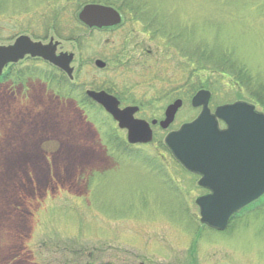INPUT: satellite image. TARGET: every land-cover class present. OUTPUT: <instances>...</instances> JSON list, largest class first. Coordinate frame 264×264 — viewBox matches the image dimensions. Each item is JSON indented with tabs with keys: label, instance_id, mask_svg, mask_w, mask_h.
<instances>
[{
	"label": "rangeland",
	"instance_id": "rangeland-1",
	"mask_svg": "<svg viewBox=\"0 0 264 264\" xmlns=\"http://www.w3.org/2000/svg\"><path fill=\"white\" fill-rule=\"evenodd\" d=\"M49 1L0 0V45L60 41L76 85V97L59 95L34 60L13 69L26 72L17 82H0V264H264V197L225 232L205 228V191L163 147L199 115L189 96L201 78L217 84L210 109L237 101L223 77L194 71L201 50L230 52L264 83V0H115L123 23L108 31L80 27L78 0H62L53 9L80 43L26 31L43 34ZM182 85L174 123L144 146H127L110 116L80 104L86 90H110L150 122Z\"/></svg>",
	"mask_w": 264,
	"mask_h": 264
},
{
	"label": "water",
	"instance_id": "water-1",
	"mask_svg": "<svg viewBox=\"0 0 264 264\" xmlns=\"http://www.w3.org/2000/svg\"><path fill=\"white\" fill-rule=\"evenodd\" d=\"M77 17L90 29L111 28L122 21L115 8L96 3L84 5ZM59 45L53 38L44 44L28 35L18 36L7 46L0 45V76L7 65L29 56L52 64L73 80L74 55L57 54ZM95 66L102 69L105 63L96 60ZM85 94L112 117L120 130H126L131 145L151 143L152 126L158 124L167 130L182 105L181 100H176L166 108L161 121L148 122L135 117L137 106L120 108V101L105 91L86 90ZM210 97L211 93L204 89L193 96L191 105L201 108L199 115L169 132L164 144L186 171L200 177L198 186L209 191L196 199L200 223L224 232L236 214L264 196V113L246 101L218 106L212 113ZM220 121L225 125L223 129Z\"/></svg>",
	"mask_w": 264,
	"mask_h": 264
},
{
	"label": "trees",
	"instance_id": "trees-1",
	"mask_svg": "<svg viewBox=\"0 0 264 264\" xmlns=\"http://www.w3.org/2000/svg\"><path fill=\"white\" fill-rule=\"evenodd\" d=\"M60 1L62 0H50L46 6L47 12L44 11L46 13H44L43 15L41 14L42 17H41L40 22H41V26L44 28L43 34L38 35V34L33 33L34 30L32 32L30 27H27L26 31L31 32V34L34 37H37V39H43V40L47 38V35H48L47 33L49 31H52L59 38H66V40L76 41L77 43H80L79 42L80 40L77 38V34L74 29H71V30L65 29L64 21L66 20L64 19L65 17L62 11L58 10V8L53 9L58 6V3ZM64 1H73V0H64ZM115 2H116L115 0H78V6H77V9H75L76 10L75 20L77 21V24L83 29H87L78 21L76 17L77 12L85 4L101 3V4H105V5L116 8ZM197 57H198L199 67L197 69H194V71L199 70L200 72H207L211 74L212 76L223 77L224 80L228 81L227 86H230L234 90L237 101L249 102L255 105L256 107L261 108L260 111L264 112V83L259 79L257 73H256L257 75L252 73L243 63H241L238 59H236L234 55L231 54L230 52H222V53H218L215 55V52H204V51L202 52L201 50L199 52V55L197 54ZM17 65H11L9 69L7 70V72H5L0 77V82L5 81L6 79L11 80L12 78L14 79V82H17L18 80H20L21 77H23L26 72L24 70H18V71H15L14 73L13 69H15ZM39 70H40L39 73H37L36 75L39 76L40 74H44V72L42 71L43 70L42 68H40ZM51 79H52V82H49V83L53 84L56 87V90L59 93V95L64 93L63 95L66 97H76L75 95L76 91L74 90V88H76V85H74L73 83H70L67 80V78L60 77L58 79V76H56ZM216 85H217L216 83L212 84L209 80H205L201 78L199 81V84H197L195 86V89H192V91L197 92L198 90H201V89L212 91L216 89L215 88ZM80 97H81L80 104L82 106H85L88 109H93V107H95L96 109L101 110V108L95 105L90 99H88L85 96V94H82ZM163 147L166 150V146L164 145ZM259 202L260 201L256 202L255 204ZM255 204L250 205L246 209L252 207ZM235 217H237V215ZM235 217L231 219L230 225L232 224V221L234 220Z\"/></svg>",
	"mask_w": 264,
	"mask_h": 264
},
{
	"label": "flooded vegetation",
	"instance_id": "flooded-vegetation-1",
	"mask_svg": "<svg viewBox=\"0 0 264 264\" xmlns=\"http://www.w3.org/2000/svg\"><path fill=\"white\" fill-rule=\"evenodd\" d=\"M118 12H119V14L121 15V18H122V21H123V15H122V11L120 10V9H116ZM123 22H121L118 26H116V27H112V28H103V29H100V30H98V31H108V30H110V29H115V28H118L119 26H121V24H122ZM91 30H94V29H91ZM96 30V29H95ZM49 42V41H48ZM62 45L60 44L58 47H57V50H56V53L57 54H60V53H62L63 51H62ZM24 60H34V61H37V62H40V63H42V64H45V66H47V68H48V71H45V70H42L43 72H44V74H40L39 76L42 78V80H45L48 84H49V82H52V79L51 78H54V77H56V76H58V79L61 77V78H63V77H65V78H67V80L69 81L70 79L66 76V74L63 72V71H61L60 69H58V68H56V67H54L53 65H51V64H49L48 62H45V61H43L42 59H31V58H29V57H27V58H25ZM19 64V63H18ZM17 65V64H16ZM11 65H9V66H7L6 67V69H4V72H3V74L5 73V72H7V70L9 69V67H10ZM105 67H106V64H105ZM104 67V68H105ZM104 68H102V69H104ZM2 74V75H3ZM63 76V77H62ZM47 78V79H46ZM57 80V79H56ZM64 80V79H63ZM5 81H10V80H8V79H6ZM70 83H73L74 82V80L72 81H69ZM184 89H185V85L183 86H180L179 88H178V92H177V96L176 97H174V99L166 106V108L171 104V103H173L174 101H176V100H181L182 101V105H181V107H180V109L178 110V112L176 113V116H177V114L179 113V111L183 108V106H184V102H185V100H186V97L182 94L183 92H184ZM99 91H105V92H107V93H109V94H111V95H114L113 93H111L110 92V90L108 91V90H99ZM193 92V91H192ZM178 93H180L179 95H178ZM195 94V93H194ZM194 94H190V104H191V101H192V98H193V96H194ZM212 95V94H211ZM115 96V95H114ZM115 97H117V96H115ZM117 99L120 101V107H121V100H120V98L119 97H117ZM187 100H188V98H187ZM210 101H211V97H210ZM210 101H209V108H210ZM192 106V105H191ZM221 106V105H220ZM138 108H139V111H138V113L137 114H139V112L141 111V108L139 107V106H137ZM218 107V106H217ZM216 107V108H217ZM121 108H125V107H121ZM166 108H165V110H166ZM193 109H201L200 107L199 108H194V107H192ZM215 108V109H216ZM215 109L214 110H212V109H210L211 110V112L212 113H214V111H215ZM165 110H164V113H165ZM201 111V110H200ZM164 113H163V118H164ZM136 114V115H137ZM135 115V116H136ZM176 116H175V119H176ZM196 118V117H195ZM194 118V119H195ZM175 119H174V121H175ZM194 119H191V120H188V121H186V123H188V122H191V121H193ZM158 121H161L162 119H157ZM174 123V122H173ZM172 123V124H173ZM172 124L170 125V126H172ZM184 124V123H183ZM221 125L223 126V127H221ZM219 126H220V128L221 129H223L224 127H225V125H224V123L222 122V121H220L219 122ZM155 127H159V125L157 124V125H155V126H152V130L155 128ZM160 128V127H159ZM170 128V127H169ZM168 128V129H169ZM178 129V128H177ZM177 129H175V130H177ZM175 130H173V131H175ZM153 134H154V131H153ZM127 146H144V145H130V144H128L127 143ZM198 177V180L200 179V177L199 176H197ZM202 190H204L205 191V194L204 195H206V194H208L209 193V191H207V190H205V189H202ZM203 195V196H204Z\"/></svg>",
	"mask_w": 264,
	"mask_h": 264
},
{
	"label": "bare ground",
	"instance_id": "bare-ground-1",
	"mask_svg": "<svg viewBox=\"0 0 264 264\" xmlns=\"http://www.w3.org/2000/svg\"><path fill=\"white\" fill-rule=\"evenodd\" d=\"M236 102V101H235ZM188 174H190V175H193V176H198V175H194V174H192V173H190V172H187ZM240 214V213H239ZM230 225V224H229ZM228 228H229V226H228Z\"/></svg>",
	"mask_w": 264,
	"mask_h": 264
}]
</instances>
